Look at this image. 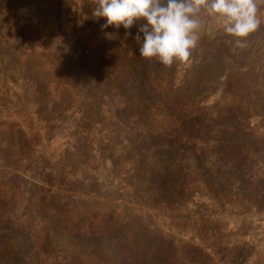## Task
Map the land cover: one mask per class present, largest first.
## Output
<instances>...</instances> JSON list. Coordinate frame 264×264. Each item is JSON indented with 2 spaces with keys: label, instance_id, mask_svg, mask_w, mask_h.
<instances>
[{
  "label": "rangeland",
  "instance_id": "374dc122",
  "mask_svg": "<svg viewBox=\"0 0 264 264\" xmlns=\"http://www.w3.org/2000/svg\"><path fill=\"white\" fill-rule=\"evenodd\" d=\"M94 6L0 0V264H264V5L180 69Z\"/></svg>",
  "mask_w": 264,
  "mask_h": 264
},
{
  "label": "clouds",
  "instance_id": "9594fccd",
  "mask_svg": "<svg viewBox=\"0 0 264 264\" xmlns=\"http://www.w3.org/2000/svg\"><path fill=\"white\" fill-rule=\"evenodd\" d=\"M92 16L104 18L102 29L126 30L134 37L139 55L165 68L192 63L201 35L214 25L231 38L234 47H247V38L261 26L258 15L264 0H94ZM114 39L112 33L106 34Z\"/></svg>",
  "mask_w": 264,
  "mask_h": 264
}]
</instances>
